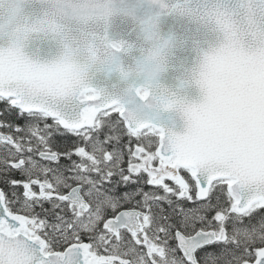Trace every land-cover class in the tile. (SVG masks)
I'll return each instance as SVG.
<instances>
[{
	"label": "snow or ice",
	"instance_id": "obj_1",
	"mask_svg": "<svg viewBox=\"0 0 264 264\" xmlns=\"http://www.w3.org/2000/svg\"><path fill=\"white\" fill-rule=\"evenodd\" d=\"M200 7L264 27V0ZM62 68L0 52V264H264V139L170 146L107 88L46 75Z\"/></svg>",
	"mask_w": 264,
	"mask_h": 264
},
{
	"label": "water",
	"instance_id": "obj_2",
	"mask_svg": "<svg viewBox=\"0 0 264 264\" xmlns=\"http://www.w3.org/2000/svg\"><path fill=\"white\" fill-rule=\"evenodd\" d=\"M201 3L0 0V52L18 49L33 63L63 65L52 78L76 72L107 88L170 146L243 150L264 139V27ZM44 18L55 33L39 31Z\"/></svg>",
	"mask_w": 264,
	"mask_h": 264
},
{
	"label": "flooded vegetation",
	"instance_id": "obj_3",
	"mask_svg": "<svg viewBox=\"0 0 264 264\" xmlns=\"http://www.w3.org/2000/svg\"><path fill=\"white\" fill-rule=\"evenodd\" d=\"M143 94H145L144 92H143ZM159 130V129H158ZM160 131V133H162V131L161 130H159Z\"/></svg>",
	"mask_w": 264,
	"mask_h": 264
}]
</instances>
